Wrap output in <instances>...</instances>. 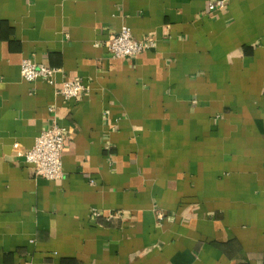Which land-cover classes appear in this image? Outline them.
<instances>
[{"label": "crops", "instance_id": "0c3cea01", "mask_svg": "<svg viewBox=\"0 0 264 264\" xmlns=\"http://www.w3.org/2000/svg\"><path fill=\"white\" fill-rule=\"evenodd\" d=\"M211 1L0 0V264H264V0ZM123 25L156 47L112 57ZM50 105L58 181L18 154Z\"/></svg>", "mask_w": 264, "mask_h": 264}, {"label": "built area", "instance_id": "2783aa9c", "mask_svg": "<svg viewBox=\"0 0 264 264\" xmlns=\"http://www.w3.org/2000/svg\"><path fill=\"white\" fill-rule=\"evenodd\" d=\"M229 0H215L207 5L209 12L223 10ZM112 57L116 59L132 58L144 51L156 47V40L150 36L136 38L132 29L123 25L121 29L105 43ZM60 70L42 63H36L32 58L22 61L21 77L27 82H34L42 79L49 84H55L56 75ZM86 91L85 85L80 79H69L56 89L57 96L65 100L77 99ZM49 127L42 131L36 138L33 147L27 151L18 150L19 156L23 157L25 163L33 167L35 175L47 180L58 181L64 176L63 171V150L66 141L64 128L59 123L56 107L49 106ZM17 147L18 144H15ZM120 211H114L110 218L117 217ZM96 217L101 216L97 210L93 211ZM163 214L158 212V218Z\"/></svg>", "mask_w": 264, "mask_h": 264}]
</instances>
